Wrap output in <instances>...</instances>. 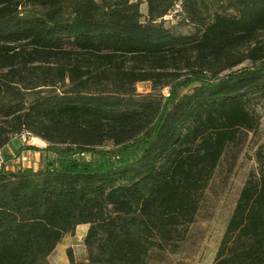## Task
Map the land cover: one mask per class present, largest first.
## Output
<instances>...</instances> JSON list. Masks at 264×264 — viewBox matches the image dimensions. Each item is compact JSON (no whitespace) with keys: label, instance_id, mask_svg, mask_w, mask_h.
<instances>
[{"label":"trees","instance_id":"1","mask_svg":"<svg viewBox=\"0 0 264 264\" xmlns=\"http://www.w3.org/2000/svg\"><path fill=\"white\" fill-rule=\"evenodd\" d=\"M176 7L185 30L163 23ZM254 93L264 0H0V148L46 143L39 166L0 168V264H52L80 223L85 255L67 264L176 251L224 151L260 123ZM256 161L211 264H264Z\"/></svg>","mask_w":264,"mask_h":264},{"label":"rangeland","instance_id":"2","mask_svg":"<svg viewBox=\"0 0 264 264\" xmlns=\"http://www.w3.org/2000/svg\"><path fill=\"white\" fill-rule=\"evenodd\" d=\"M140 9L145 15L144 2L141 3ZM178 12V7L171 10L163 16V23L173 25L177 30H185L188 25L179 22L181 15ZM246 64H249L248 61L233 68ZM149 84L147 81L138 82L136 88L138 91H147L150 89ZM248 106L258 115L260 123L257 128L244 132L238 144L224 151L205 189L196 220L190 225L187 236L179 248L176 251H170L168 248L154 251L149 264H211L213 261L225 223L238 195L237 192L247 179L248 173L257 167V149L261 148L264 155V95L254 93ZM45 144V141L37 136L25 132L16 134L0 148L1 166L12 169L19 166L35 168L43 162ZM86 226L85 223H80L73 233L63 236L48 256L52 264H67L68 248L76 258H82L85 255L83 236Z\"/></svg>","mask_w":264,"mask_h":264},{"label":"built area","instance_id":"3","mask_svg":"<svg viewBox=\"0 0 264 264\" xmlns=\"http://www.w3.org/2000/svg\"><path fill=\"white\" fill-rule=\"evenodd\" d=\"M23 133V132H22ZM26 133V132H25ZM1 161H2V155H1V152H0V168L2 167L1 166Z\"/></svg>","mask_w":264,"mask_h":264},{"label":"crops","instance_id":"4","mask_svg":"<svg viewBox=\"0 0 264 264\" xmlns=\"http://www.w3.org/2000/svg\"><path fill=\"white\" fill-rule=\"evenodd\" d=\"M85 224L87 225L86 227H88V224H87V223H85ZM77 225H78V224H77ZM77 225H76V226H77ZM86 229H87V228H86Z\"/></svg>","mask_w":264,"mask_h":264}]
</instances>
